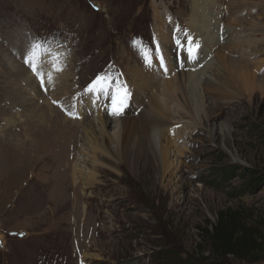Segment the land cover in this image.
<instances>
[{
    "label": "rangeland",
    "instance_id": "1",
    "mask_svg": "<svg viewBox=\"0 0 264 264\" xmlns=\"http://www.w3.org/2000/svg\"><path fill=\"white\" fill-rule=\"evenodd\" d=\"M240 1L220 9L237 49L217 52L243 58L255 88H236L229 99L209 89L213 117L205 127L166 86L189 57V38L199 45L197 67L208 56L202 60L203 41L185 21L192 0H0V53L14 67L0 63V264H202L210 255L205 229L219 212H236L247 226L264 220V182L252 173L264 167V0ZM162 37L178 68L168 70L160 55ZM36 42L59 56L55 65L38 62L43 84L25 63ZM122 57L158 73L138 103ZM25 74L37 79L35 89ZM98 75L111 81L107 92H86ZM122 86L128 95L115 115L112 97ZM153 96L170 109L172 166L162 171L148 154L137 167H96L95 184H74L93 108L108 110L112 132L122 118H147ZM35 106L52 119L34 126L40 112L31 117L28 108Z\"/></svg>",
    "mask_w": 264,
    "mask_h": 264
},
{
    "label": "bare ground",
    "instance_id": "2",
    "mask_svg": "<svg viewBox=\"0 0 264 264\" xmlns=\"http://www.w3.org/2000/svg\"><path fill=\"white\" fill-rule=\"evenodd\" d=\"M225 1L228 0H192L191 13L185 21L190 30L196 34V37L203 41L202 48L200 49V52L203 53L202 60L207 55L208 56L205 64L201 67H197V53L192 57H188V59L184 57L182 59L183 63L181 64L179 62L182 68L180 70H174V78L168 80L169 82H167L168 84L166 85L167 88L170 90L173 89L176 92L180 103H182L186 111L193 115L197 125H201L202 123L205 127L207 126L205 122L210 121L213 117L212 114H209V106L207 104L208 94L206 92H208L209 89L212 90L215 95L224 93V99H229V97H235L236 88L240 89V87H242L244 90H253L255 88H253L252 82L253 78L255 80V75L248 71V63L244 62L243 58H241L243 60L240 59L242 62H239L236 59L234 60L227 57V54L224 55L225 53L223 54V51L217 52L221 46L225 47L227 50H231V48H236V43H238V41L234 40L236 35L230 36L233 31L232 29H234L233 26L229 21L223 18L224 12L220 10H223L221 6ZM242 1L244 0H241L239 3H242ZM162 34H164V32H161L160 35ZM161 40L162 44L160 48L162 50L160 51V55L166 58L169 64L168 70L169 68L172 70L174 64L175 66L179 64L176 63L174 53H171L170 48L167 46V38L162 37ZM232 50L234 51L235 49ZM122 60L125 61L124 72H128L133 78L134 87L139 93L137 98H133V101L138 103L140 101L139 97H141L143 91L152 87L151 82H157L158 76L156 75L158 73H155L154 67H147V72L145 74L143 73L142 67L137 66L135 63L131 65L130 58L122 57ZM9 62H11L10 58H8L6 54L0 53L1 65L3 64L9 69H14L12 64L10 66ZM249 65H251V63ZM64 76L66 77L65 74ZM22 78L26 81L27 86L35 89L34 85L37 82L35 77L25 74ZM203 79L206 81V84L204 83L205 86H202ZM258 88L260 89L259 85ZM169 94L171 95V92ZM154 96L151 97L149 107L146 109V113L148 112L146 114L147 118H145L144 115H138V117L130 116L131 118L127 119L122 118L117 122V129L114 128L116 130L112 132L107 129V126L112 120V116L107 114L108 110H106V115H104L101 112L102 110L100 111L98 108L99 104L98 107L93 108L94 114L96 115L94 118L96 123L91 124L93 130L91 131L92 136L88 135L87 132L83 130V144L82 148L79 150L86 158L72 164L70 177L74 184L78 183V181L76 182L77 179H80V181L83 180L84 184H87V186H90L92 183L95 184L96 182L93 181V177L96 175V167H109L110 169H114L120 164L129 165L131 168L137 167L138 161L140 162V159L147 157L148 154L152 155L162 171L172 166L170 160L172 140L169 137L171 127L167 123L169 118V115L167 118V114L170 113L167 111L170 109L168 110L167 108L166 110V107H164V109V103L163 106H161ZM95 99H99V97ZM162 102L163 101H161V104ZM178 107L180 109L181 106L178 105ZM28 110L29 116L31 117L34 115L36 116L38 112H40L37 116V120L31 119L34 126L43 124L41 122L43 119H48L49 121L52 119V116H49V111L39 106L33 108L29 107ZM94 121L92 120V122ZM74 124L78 125L77 122ZM96 129L98 130L96 131ZM13 144L19 146V141L16 139V143L13 142ZM21 145L23 146V144ZM85 170H88L87 173Z\"/></svg>",
    "mask_w": 264,
    "mask_h": 264
},
{
    "label": "trees",
    "instance_id": "3",
    "mask_svg": "<svg viewBox=\"0 0 264 264\" xmlns=\"http://www.w3.org/2000/svg\"><path fill=\"white\" fill-rule=\"evenodd\" d=\"M252 173L257 183L264 182V167ZM237 216L221 211L211 229H205L210 255L202 264H264V220L247 226Z\"/></svg>",
    "mask_w": 264,
    "mask_h": 264
},
{
    "label": "snow or ice",
    "instance_id": "4",
    "mask_svg": "<svg viewBox=\"0 0 264 264\" xmlns=\"http://www.w3.org/2000/svg\"><path fill=\"white\" fill-rule=\"evenodd\" d=\"M179 43V41H178ZM193 41L189 38V47L187 49L189 57H192L195 51L199 48V45H195L192 47ZM47 57L50 62L55 65V61L59 59V56L53 54L50 49L45 47V45L41 42H36L32 45L26 59L25 63H28L32 68L33 72L37 74V76L41 79V84H43V75L39 72V63L44 62V58ZM147 59V57H146ZM39 62V63H38ZM57 71H61V68H57ZM111 86V81H109L107 76H97L95 80L89 84L86 92L88 93H106L108 88ZM121 88L116 89L115 95L112 97V105H113V114L119 115L123 109L124 103L127 99V90L126 86H122Z\"/></svg>",
    "mask_w": 264,
    "mask_h": 264
}]
</instances>
